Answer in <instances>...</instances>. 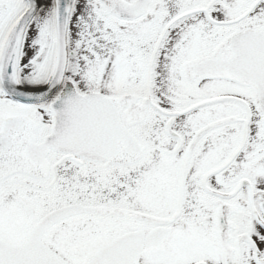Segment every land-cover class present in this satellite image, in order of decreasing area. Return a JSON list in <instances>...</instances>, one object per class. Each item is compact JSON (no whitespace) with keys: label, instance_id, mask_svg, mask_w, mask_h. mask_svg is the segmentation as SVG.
<instances>
[{"label":"snow or ice","instance_id":"obj_1","mask_svg":"<svg viewBox=\"0 0 264 264\" xmlns=\"http://www.w3.org/2000/svg\"><path fill=\"white\" fill-rule=\"evenodd\" d=\"M0 264H264V0H0Z\"/></svg>","mask_w":264,"mask_h":264}]
</instances>
